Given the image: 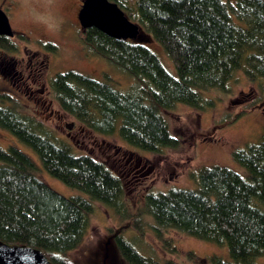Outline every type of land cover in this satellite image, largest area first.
Returning a JSON list of instances; mask_svg holds the SVG:
<instances>
[{
	"label": "trees",
	"instance_id": "16d2710c",
	"mask_svg": "<svg viewBox=\"0 0 264 264\" xmlns=\"http://www.w3.org/2000/svg\"><path fill=\"white\" fill-rule=\"evenodd\" d=\"M111 1L162 46L176 75L139 39L85 30V46L134 80L126 91L77 70L51 80L60 108L95 133L118 132L130 146L153 153L177 148L180 141L166 112L177 104L203 108V92L229 91L238 71L251 82L264 77V0ZM0 49L15 51L17 45L2 36ZM0 127L31 147L51 176L89 197L59 193L37 175L30 156L18 147L0 146V242L39 249L52 264H75L70 253L85 241L92 200L120 215L127 212L121 178L93 156L75 154L32 115L0 104ZM233 158L247 169V177L228 167L205 166L195 175V190L173 187L146 194L157 239L171 245L164 235L174 229L225 245L232 261L213 257L215 264H259L264 256V133L259 142L234 150ZM132 222L139 227L138 220ZM114 241L124 264H179L141 255L121 233ZM189 258L202 259L193 253Z\"/></svg>",
	"mask_w": 264,
	"mask_h": 264
},
{
	"label": "rangeland",
	"instance_id": "374dc122",
	"mask_svg": "<svg viewBox=\"0 0 264 264\" xmlns=\"http://www.w3.org/2000/svg\"><path fill=\"white\" fill-rule=\"evenodd\" d=\"M81 3L82 0H0V7L9 17L16 33L13 40L21 51L41 49L49 55L50 67L44 81L47 86L50 87L58 73L77 70L126 91L134 83L133 78L95 55L83 43V29L77 16ZM22 35L27 40L21 39ZM139 41L149 45L166 68L176 75L173 63L159 43L144 31ZM47 44L55 45L56 50ZM228 89L203 92V108L177 104L166 112L171 132L179 138L180 146L153 153L130 146L118 132L101 135L87 129L60 108L52 91L51 99L57 110L54 116L36 111L27 94L20 92L0 73V104L36 117L50 136L69 144L77 155L88 154L103 162L123 182L127 212L120 215L113 208L92 200L93 212L89 216L85 241L70 253L75 264H124L114 241L115 233H121L141 255L159 262L172 259L179 264H215L213 257L232 261L225 245L203 241L174 229L165 232V239L171 244L166 245L157 239L153 218L145 207L147 193L166 192L173 187L195 190V175L205 166L220 165L248 176L247 169L234 160L233 151L262 138L264 77L251 82L243 71H238ZM244 110L247 112L243 114ZM239 113L242 116L235 119ZM0 146H15L30 156L37 175L59 193L89 199L84 192L51 176L36 152L2 127ZM130 155L132 160H140L145 166L142 176L132 178L125 173L124 157ZM132 218L138 220L139 227L134 225ZM189 253L202 259L192 260ZM257 262L264 264V256Z\"/></svg>",
	"mask_w": 264,
	"mask_h": 264
},
{
	"label": "water",
	"instance_id": "95a60500",
	"mask_svg": "<svg viewBox=\"0 0 264 264\" xmlns=\"http://www.w3.org/2000/svg\"><path fill=\"white\" fill-rule=\"evenodd\" d=\"M78 19L85 31L96 28L115 39H139L142 27L111 0H83ZM8 15L0 7V36L13 37ZM0 264H52L39 249L0 242Z\"/></svg>",
	"mask_w": 264,
	"mask_h": 264
},
{
	"label": "flooded vegetation",
	"instance_id": "af4514ba",
	"mask_svg": "<svg viewBox=\"0 0 264 264\" xmlns=\"http://www.w3.org/2000/svg\"><path fill=\"white\" fill-rule=\"evenodd\" d=\"M80 9L81 7L77 11V16ZM15 36L16 33L9 38L14 42ZM50 61L49 55L41 49L36 51H21L18 47L15 51L0 49V73L8 78L20 92L24 91L27 94L31 106L36 111L48 112V116L53 117L57 110L51 99L50 87L44 82ZM132 158L131 155L128 158L124 157V167L125 169L127 167L125 173L127 176H133L132 178L142 176L145 166L140 160H132Z\"/></svg>",
	"mask_w": 264,
	"mask_h": 264
}]
</instances>
